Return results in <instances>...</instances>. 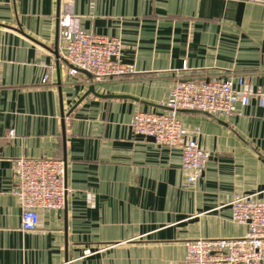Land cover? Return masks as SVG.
<instances>
[{
	"label": "crops",
	"instance_id": "1",
	"mask_svg": "<svg viewBox=\"0 0 264 264\" xmlns=\"http://www.w3.org/2000/svg\"><path fill=\"white\" fill-rule=\"evenodd\" d=\"M64 13L80 17L86 31L120 39L132 72L93 83L59 61ZM189 76L264 90V5L0 0V264H184L189 241L244 237L231 202L240 195L264 202L257 98L229 117L180 112L210 153L195 185L180 150L132 130L137 113L167 111L172 88ZM41 157L65 161L66 205L40 212L38 229L23 232L13 161Z\"/></svg>",
	"mask_w": 264,
	"mask_h": 264
},
{
	"label": "built area",
	"instance_id": "2",
	"mask_svg": "<svg viewBox=\"0 0 264 264\" xmlns=\"http://www.w3.org/2000/svg\"><path fill=\"white\" fill-rule=\"evenodd\" d=\"M264 5V0H250ZM59 56L73 71L83 70L92 76L93 83L122 78L132 72L122 63L120 39L96 35L81 26L80 17L64 13L59 17ZM47 82V78L45 79ZM257 98L264 106V90L230 78L210 81L185 77L172 88L166 103L167 111L139 112L131 127L142 138H153L161 146L178 149L182 153V168L187 183L195 185L206 170L210 153L202 149L195 131L187 130L180 119L182 111H203L214 117H229L237 105L247 106ZM10 136L14 133L11 131ZM14 195L21 207V229L34 232L40 223V212H61L65 208L68 187L65 161L52 157L19 158L13 161ZM232 217L247 227L238 239H199L186 244L184 264H264V202L254 195H240L231 202ZM92 251L87 250L89 256Z\"/></svg>",
	"mask_w": 264,
	"mask_h": 264
},
{
	"label": "water",
	"instance_id": "3",
	"mask_svg": "<svg viewBox=\"0 0 264 264\" xmlns=\"http://www.w3.org/2000/svg\"><path fill=\"white\" fill-rule=\"evenodd\" d=\"M58 45H59V32L57 33V39H56V45H55V48H54V54L56 55V57L58 58V60H62L59 56V50H58ZM76 71H82L88 75H90V73L86 72V71H83V70H76ZM91 76V75H90ZM93 92L92 89H90V92L91 93ZM189 112H203V111H189ZM203 113H207V112H203ZM208 114V113H207ZM210 115V114H209ZM62 123H63V126H64V115H63V120H62ZM148 139H151V140H154L153 138H148Z\"/></svg>",
	"mask_w": 264,
	"mask_h": 264
}]
</instances>
